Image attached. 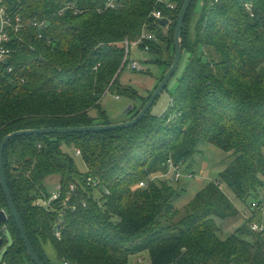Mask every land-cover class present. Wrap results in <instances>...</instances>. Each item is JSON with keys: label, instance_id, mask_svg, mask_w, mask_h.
<instances>
[{"label": "trees", "instance_id": "1", "mask_svg": "<svg viewBox=\"0 0 264 264\" xmlns=\"http://www.w3.org/2000/svg\"><path fill=\"white\" fill-rule=\"evenodd\" d=\"M107 1H4L8 12L47 20L48 26H28L12 35L13 71H0V144L21 129L109 124L101 103L109 92L141 102L129 111L131 117L147 102L173 60L185 0H121L116 9L108 8ZM213 1L193 0L190 7L183 35L187 64L166 112L151 110L130 128L24 135L6 146L9 188L44 264H52L47 245L64 264H130L132 256L144 253L152 264H264V232L251 229V218L227 238L220 235L217 221L240 214L222 183L245 204L263 199L264 0ZM155 11L169 19L167 26L153 16ZM144 34L154 38L138 47L148 45L145 51L159 56L154 63L163 72L141 95L120 78L130 60L126 42L137 43ZM95 108L99 113L92 116ZM202 142L232 152L233 161L220 180L208 183L188 203L182 217L175 204L181 192L166 177L169 161L185 166ZM77 149L84 171L77 164ZM55 176L63 198L72 183L78 185V196L71 199L77 211L66 208L62 214L61 201L51 208L37 204L51 195L47 180ZM89 177L101 179L110 192L102 205ZM141 181L147 186L136 188ZM0 204L8 209L1 181ZM8 226L14 242L3 260L34 264L11 215ZM0 235L3 246L6 236Z\"/></svg>", "mask_w": 264, "mask_h": 264}, {"label": "rangeland", "instance_id": "2", "mask_svg": "<svg viewBox=\"0 0 264 264\" xmlns=\"http://www.w3.org/2000/svg\"><path fill=\"white\" fill-rule=\"evenodd\" d=\"M198 11H202V4L198 3ZM131 56L135 60H139L142 64L141 69L135 73L130 67H127L120 78L122 84L128 85L136 89L141 95H146L149 88H153L154 84L162 75V68L158 63H154L159 56L150 54L141 48L133 47ZM150 63V64H147ZM187 64V56L183 58V61L179 67L177 76H175L168 84V90L165 91L157 100L156 104L152 109V113L160 115L166 112L171 104V93L175 92L178 84V78L182 76L183 70ZM114 93L109 92L102 100V107L107 112L110 121L114 123L124 122V120L131 118L128 114L129 107L131 105L139 106L141 102L131 100L130 98L123 96L118 98ZM134 109V108H133ZM132 109V110H133ZM130 110V111H132ZM99 109L95 108L92 110V116H97ZM200 152L189 160L184 166V170L195 171L196 175L194 178H183L180 182L176 183L175 186L179 188L181 195L175 201L176 206L180 211V215L186 216L188 213V203L196 197V195L210 182H216L220 180V173L231 164L233 161V153L227 152L219 148L218 146L202 142L200 143ZM77 164L81 170H86V164L83 163L81 157H77ZM48 183L52 185V192L55 187L60 183V177H51ZM222 189L227 193L228 197L240 210V214L233 219L220 220L217 219L221 225L220 235L227 238L228 235L232 234L238 227L244 226L248 223L247 215L251 214L250 208L253 198L247 201V204L243 203L236 195L234 190H231L225 183H222ZM264 198V187L261 189V198ZM6 242L3 246L0 245V262L4 259V256L8 248L13 244L14 239L9 229L5 232ZM46 252L53 264H64L57 258L56 251L52 245L46 246ZM150 257L146 253L142 255H134L130 258V264H150ZM30 264V263H28Z\"/></svg>", "mask_w": 264, "mask_h": 264}, {"label": "built area", "instance_id": "3", "mask_svg": "<svg viewBox=\"0 0 264 264\" xmlns=\"http://www.w3.org/2000/svg\"><path fill=\"white\" fill-rule=\"evenodd\" d=\"M4 1L5 0H0V71L11 73L13 71V66L9 65V59L11 58L14 52L13 48L10 45L12 42L13 33H19L25 27H28V26L36 27V28H39L40 30H44L47 28L48 22L47 20H40L38 18L27 19L23 17L21 14L10 13L7 11ZM219 1L220 0H214L213 2L216 3ZM120 6H121V0H108L107 1L108 8L116 9V8H119ZM167 6L170 8H174L172 4H168ZM246 7L249 10H251L250 4H246ZM153 16L156 17L157 19L165 18L162 11H155L153 13ZM153 38H154L153 34L152 35L144 34L141 37V39L137 40V43L131 44L129 41L126 42V46H127L126 56L127 58L130 57L128 67H130L133 71L140 70L142 66L141 62L138 59L135 60L131 56V51L133 50V47L139 46V44L143 42L144 39L152 40ZM149 49L150 48L147 45L145 50L148 51ZM5 61L7 62L5 63ZM81 154H82L81 149H77L76 155L80 156ZM169 162H170L169 163L170 166H169V171L166 174V177H168L172 182L178 183L183 178H186V177L194 178L195 177L196 175L195 171H191V170L185 171L184 165H179L172 160H170ZM88 179H89L88 184L90 186H93L95 190L96 201H98V203L102 205V203L104 202L103 200L104 196L106 194L110 195V192L105 188L101 179L96 178V177L95 178L89 177ZM146 186H147V182L141 181V183H139L136 186V188H141V187H146ZM78 188L79 187L77 184L72 183L70 186V190L67 192V196L63 198L62 197L63 195L62 186L59 183L55 187V190L51 193V195L48 198L39 199L37 201V204L45 205L51 208L52 204L55 201H61L62 206H63L62 214L65 213L66 208L71 209L73 211H77L78 204L72 203L71 199L73 198V196H78L77 194ZM102 190L105 192L104 194L102 193ZM80 204H82L83 206H86L87 202L81 199ZM2 211L6 212L7 217H8L7 221L2 224V227L0 229V233H3L5 235V232L9 229L8 220L10 218V214H9L8 209L4 208L0 204V214ZM250 211H251V214L247 215L246 217L247 219L251 218L249 222L251 229L255 232L263 233L264 232V198L261 201L253 200L251 203ZM61 222H63V219L60 218V224L58 225V229L56 231L57 236L61 235V230H60ZM3 239L4 237L0 235V241ZM0 264H6V262L2 260ZM65 264H69V263H65Z\"/></svg>", "mask_w": 264, "mask_h": 264}, {"label": "water", "instance_id": "4", "mask_svg": "<svg viewBox=\"0 0 264 264\" xmlns=\"http://www.w3.org/2000/svg\"><path fill=\"white\" fill-rule=\"evenodd\" d=\"M193 3V0H185L184 4L182 5V11L177 21V27L175 30L174 40H175V50H174V57L166 73L163 75L161 80L156 85L157 87L153 90V93L147 100V102L139 109L138 113L135 114L133 117L124 120V122L114 123L111 122L109 124H102L96 123L94 125L89 126H78V127H43V128H35V129H21L14 132L9 133L6 135L1 144H0V181L8 202V211L9 214L15 219V222L18 226V229L21 232L22 238L25 243V247L27 252L34 264H44L41 258L36 253L32 242L28 236L26 228L22 222L21 216L15 204L14 198L9 188L6 170H5V150L8 143L16 137L24 136V135H48V134H79V133H94V132H109L110 130H118L124 128H130L139 124L145 116L153 109L154 105L156 104L158 98L166 91L168 88V84L174 78V76L179 71V67L183 61V52H184V28H185V20L190 11V7ZM159 23L163 26H167L169 23L168 18L159 19ZM7 61H5L6 63ZM134 105H131L128 111L132 110ZM8 219L6 212L2 211L0 214V229L2 224L6 222ZM3 240L0 241L2 244Z\"/></svg>", "mask_w": 264, "mask_h": 264}, {"label": "crops", "instance_id": "5", "mask_svg": "<svg viewBox=\"0 0 264 264\" xmlns=\"http://www.w3.org/2000/svg\"><path fill=\"white\" fill-rule=\"evenodd\" d=\"M155 85V84H154ZM151 89H152V87H151ZM49 257V256H48ZM51 261H52V259H51ZM52 264H53V261H52Z\"/></svg>", "mask_w": 264, "mask_h": 264}]
</instances>
